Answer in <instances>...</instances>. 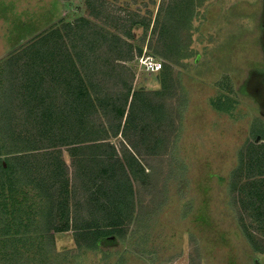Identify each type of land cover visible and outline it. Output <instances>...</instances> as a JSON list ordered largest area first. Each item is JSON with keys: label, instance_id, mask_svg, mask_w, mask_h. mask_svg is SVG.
Returning <instances> with one entry per match:
<instances>
[{"label": "rangeland", "instance_id": "obj_1", "mask_svg": "<svg viewBox=\"0 0 264 264\" xmlns=\"http://www.w3.org/2000/svg\"><path fill=\"white\" fill-rule=\"evenodd\" d=\"M108 1L151 16L154 22L165 0ZM192 2L191 27L181 32L182 48L173 55L176 63L158 55L164 72L138 68L136 59L148 47L153 23L145 42L144 29L135 27L131 42L136 53L125 62L135 73L133 90L161 96L162 109L154 115L160 141H152L151 148L167 146L162 154L141 158L143 165L154 167L150 176L147 167L146 174L132 169L139 180L132 179L135 218L123 222L124 214L109 211L110 219L121 218L114 223H123L97 248L73 227L52 231V243L40 228L29 225V236L22 243L0 244V264H14L20 250L26 264H264V190L253 198L255 207L248 211L243 198L235 200L230 191L239 151L252 140L254 120H264V0ZM86 15L84 0H0V80L6 61L17 54L21 60H34V51L26 48L29 44L48 30L61 28L63 22L75 23ZM168 70L166 89L162 83L168 80L163 76ZM109 141L118 150L120 142L127 144L122 135L110 136ZM71 147H60L70 168L69 179ZM130 161L137 166L132 157ZM29 189L31 194L10 193L7 188L8 202L28 207L35 201L40 206L39 194ZM79 218L81 227L85 220ZM11 224L15 226V220Z\"/></svg>", "mask_w": 264, "mask_h": 264}, {"label": "trees", "instance_id": "obj_2", "mask_svg": "<svg viewBox=\"0 0 264 264\" xmlns=\"http://www.w3.org/2000/svg\"><path fill=\"white\" fill-rule=\"evenodd\" d=\"M192 1L165 0L153 22L151 16L113 6L108 0H84L86 16L75 23L63 22L26 47L34 51V60H21L17 54L5 62L0 80V244L22 243L30 233L27 227L36 225L52 243V231L73 227L97 248L101 239L112 237L118 232L115 228L135 218L132 179L139 182L136 175L145 173L146 167L150 169L146 175L155 172L141 158L162 154L167 146L151 148L152 141H160L154 115L162 109L161 96L133 90L135 73L125 62L136 53L131 42L135 27L144 29L145 42L153 23L149 51L176 63L181 32L191 27ZM170 72L163 75L168 78L163 88H169ZM146 134L155 137L151 140ZM119 135L128 145L120 142L118 150L109 139ZM251 137L239 151L230 181L232 197H242L247 211L254 209L253 198L264 190L263 119L254 120ZM62 146H72L70 179ZM132 169L138 172L132 174ZM7 188L10 193L30 194L31 188L39 194L40 206L35 201L28 207L8 202ZM109 211L124 214L126 220L114 223L121 218L110 219ZM79 217L85 220L81 227ZM20 254L14 264H26L24 251Z\"/></svg>", "mask_w": 264, "mask_h": 264}, {"label": "built area", "instance_id": "obj_3", "mask_svg": "<svg viewBox=\"0 0 264 264\" xmlns=\"http://www.w3.org/2000/svg\"><path fill=\"white\" fill-rule=\"evenodd\" d=\"M148 47L146 51L142 54H140L136 61L137 66L140 70L150 72V73H159L162 71L164 67V61L160 57L150 54Z\"/></svg>", "mask_w": 264, "mask_h": 264}, {"label": "crops", "instance_id": "obj_4", "mask_svg": "<svg viewBox=\"0 0 264 264\" xmlns=\"http://www.w3.org/2000/svg\"><path fill=\"white\" fill-rule=\"evenodd\" d=\"M56 239H57V237H56Z\"/></svg>", "mask_w": 264, "mask_h": 264}]
</instances>
